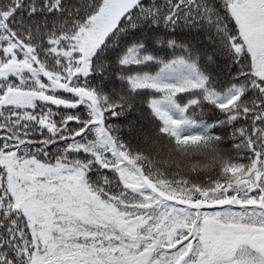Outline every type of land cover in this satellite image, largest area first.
I'll return each mask as SVG.
<instances>
[{
  "label": "snow or ice",
  "instance_id": "snow-or-ice-1",
  "mask_svg": "<svg viewBox=\"0 0 264 264\" xmlns=\"http://www.w3.org/2000/svg\"><path fill=\"white\" fill-rule=\"evenodd\" d=\"M0 264H264V0H0Z\"/></svg>",
  "mask_w": 264,
  "mask_h": 264
},
{
  "label": "clouds",
  "instance_id": "clouds-1",
  "mask_svg": "<svg viewBox=\"0 0 264 264\" xmlns=\"http://www.w3.org/2000/svg\"><path fill=\"white\" fill-rule=\"evenodd\" d=\"M152 135L155 136L156 133L153 132ZM173 153L174 161L172 163L182 168L183 171H179L178 167H170L169 170L186 177L190 174L189 167L192 164H196L204 172H212L218 167V158L223 155L220 146L211 142L188 145L179 150L173 149ZM154 159L159 162L161 167L169 163L167 155L154 156Z\"/></svg>",
  "mask_w": 264,
  "mask_h": 264
},
{
  "label": "trees",
  "instance_id": "trees-1",
  "mask_svg": "<svg viewBox=\"0 0 264 264\" xmlns=\"http://www.w3.org/2000/svg\"><path fill=\"white\" fill-rule=\"evenodd\" d=\"M200 40H201L202 42H204V43L207 42V41H206V36H205L203 33L200 34ZM223 63H224V62L221 61V64H223ZM109 86H111V84H109ZM128 119H129V120H136V121H137V124H135V125L133 126V134H134L135 131L139 129V127H140V125L143 123V121H142L138 116H136V115L130 116ZM206 119L208 120V122H213V118H212L211 115L208 116V117H206ZM128 135H129L128 132L125 131V136L127 137Z\"/></svg>",
  "mask_w": 264,
  "mask_h": 264
}]
</instances>
